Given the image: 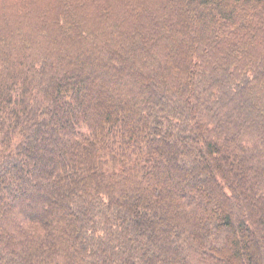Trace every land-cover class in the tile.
<instances>
[{
    "label": "trees",
    "instance_id": "1",
    "mask_svg": "<svg viewBox=\"0 0 264 264\" xmlns=\"http://www.w3.org/2000/svg\"><path fill=\"white\" fill-rule=\"evenodd\" d=\"M0 264H264V0H0Z\"/></svg>",
    "mask_w": 264,
    "mask_h": 264
},
{
    "label": "rangeland",
    "instance_id": "2",
    "mask_svg": "<svg viewBox=\"0 0 264 264\" xmlns=\"http://www.w3.org/2000/svg\"><path fill=\"white\" fill-rule=\"evenodd\" d=\"M144 4L154 12H161L163 7L173 0H132Z\"/></svg>",
    "mask_w": 264,
    "mask_h": 264
}]
</instances>
